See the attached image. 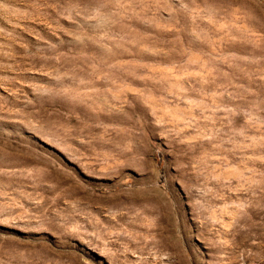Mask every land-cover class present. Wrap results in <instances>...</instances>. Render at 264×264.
I'll return each mask as SVG.
<instances>
[{
  "label": "rangeland",
  "instance_id": "obj_1",
  "mask_svg": "<svg viewBox=\"0 0 264 264\" xmlns=\"http://www.w3.org/2000/svg\"><path fill=\"white\" fill-rule=\"evenodd\" d=\"M0 264H264V0H0Z\"/></svg>",
  "mask_w": 264,
  "mask_h": 264
}]
</instances>
